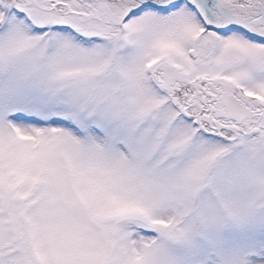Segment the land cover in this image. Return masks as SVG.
<instances>
[{
	"label": "snow or ice",
	"instance_id": "snow-or-ice-1",
	"mask_svg": "<svg viewBox=\"0 0 264 264\" xmlns=\"http://www.w3.org/2000/svg\"><path fill=\"white\" fill-rule=\"evenodd\" d=\"M0 264H264V0H0Z\"/></svg>",
	"mask_w": 264,
	"mask_h": 264
}]
</instances>
